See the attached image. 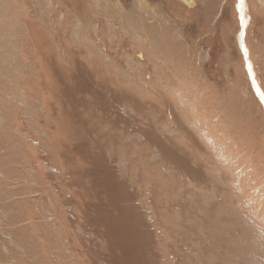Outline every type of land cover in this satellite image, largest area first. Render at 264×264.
<instances>
[{"label": "rangeland", "instance_id": "obj_1", "mask_svg": "<svg viewBox=\"0 0 264 264\" xmlns=\"http://www.w3.org/2000/svg\"><path fill=\"white\" fill-rule=\"evenodd\" d=\"M236 2L0 0V264H264Z\"/></svg>", "mask_w": 264, "mask_h": 264}, {"label": "bare ground", "instance_id": "obj_2", "mask_svg": "<svg viewBox=\"0 0 264 264\" xmlns=\"http://www.w3.org/2000/svg\"><path fill=\"white\" fill-rule=\"evenodd\" d=\"M236 7H237V11L236 12H238V16H239L240 22H241V32L239 34V39H240L239 45L244 50V53L246 55H248V56H246V59H245L243 54L240 52L241 55L243 56V59H244V62H245L244 63L245 64V70H246L247 74H249V79H250L252 90L254 91V93H255V91L257 93H260L261 98H263V100H264V93H263L262 89L258 85L256 74H254L252 63L250 62L249 48H248L247 42H246V40H247V36H246L247 33L246 32H247V28L249 26L248 17H247V14H246L247 0H237ZM242 31H244L243 32V36L241 34ZM239 50H240V47H239ZM247 60L249 61V64H248ZM249 65H250V68H249ZM253 77H254V79H253ZM252 82H254V84ZM257 93H256V95H257ZM263 104H264V102H263ZM263 104H262V106H263Z\"/></svg>", "mask_w": 264, "mask_h": 264}, {"label": "water", "instance_id": "obj_3", "mask_svg": "<svg viewBox=\"0 0 264 264\" xmlns=\"http://www.w3.org/2000/svg\"><path fill=\"white\" fill-rule=\"evenodd\" d=\"M239 47H240V52L243 54L244 58L246 59L247 55L244 53V50L241 48L240 45H239ZM252 83L254 84V82H252ZM255 93H257V92L255 91ZM257 96L259 97L261 103L263 104L264 100H263V98H261L260 93H257ZM263 107H264V104H263Z\"/></svg>", "mask_w": 264, "mask_h": 264}]
</instances>
